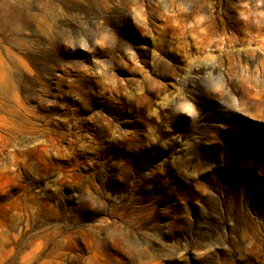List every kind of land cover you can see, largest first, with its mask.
<instances>
[{
	"label": "rangeland",
	"instance_id": "1",
	"mask_svg": "<svg viewBox=\"0 0 264 264\" xmlns=\"http://www.w3.org/2000/svg\"><path fill=\"white\" fill-rule=\"evenodd\" d=\"M0 264H264V0H0Z\"/></svg>",
	"mask_w": 264,
	"mask_h": 264
}]
</instances>
